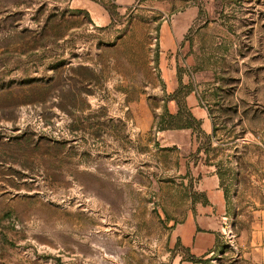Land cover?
<instances>
[{"label":"rangeland","instance_id":"obj_1","mask_svg":"<svg viewBox=\"0 0 264 264\" xmlns=\"http://www.w3.org/2000/svg\"><path fill=\"white\" fill-rule=\"evenodd\" d=\"M120 2L0 0V264H173L186 157L225 195L206 264H264V0ZM161 67L200 155L161 140Z\"/></svg>","mask_w":264,"mask_h":264},{"label":"crops","instance_id":"obj_2","mask_svg":"<svg viewBox=\"0 0 264 264\" xmlns=\"http://www.w3.org/2000/svg\"><path fill=\"white\" fill-rule=\"evenodd\" d=\"M123 3V0H120ZM161 75L169 77V86L165 87L166 95L173 93L179 87L178 79L173 80L176 71L160 68ZM177 78V77H176ZM167 101V111L174 114L177 111V104L174 100ZM184 102L191 115L201 122V129L205 134L212 130L207 113L198 104V98L194 90L185 95ZM190 129H174L162 131V141L164 145H176L181 149V155L188 152L201 154V150L196 143L195 148L190 146L191 141H195ZM178 173L185 175V178L192 186L194 197L190 198L191 207L180 223H177L171 234V244L177 243L178 251L173 260V264H201L190 261L188 258L196 260H206L218 248L221 238V219L225 211V195L220 187L217 174L196 163L194 159L186 157L183 159ZM184 177V176H183ZM183 256V259L181 258Z\"/></svg>","mask_w":264,"mask_h":264},{"label":"trees","instance_id":"obj_3","mask_svg":"<svg viewBox=\"0 0 264 264\" xmlns=\"http://www.w3.org/2000/svg\"><path fill=\"white\" fill-rule=\"evenodd\" d=\"M112 16V12H110ZM182 91V82L179 79V87L171 94L169 99L174 100L177 104V111L174 114L169 113L166 108L161 114L157 124L160 131L174 130V129H199L201 122L195 119L189 109L186 107L184 99L180 97ZM189 92L185 91L184 95ZM190 261H196L201 264H206L207 260H196L194 258H188Z\"/></svg>","mask_w":264,"mask_h":264},{"label":"built area","instance_id":"obj_4","mask_svg":"<svg viewBox=\"0 0 264 264\" xmlns=\"http://www.w3.org/2000/svg\"><path fill=\"white\" fill-rule=\"evenodd\" d=\"M230 231L231 230L229 228L226 229V227H225L222 229V234L225 236H229V234L231 233Z\"/></svg>","mask_w":264,"mask_h":264}]
</instances>
